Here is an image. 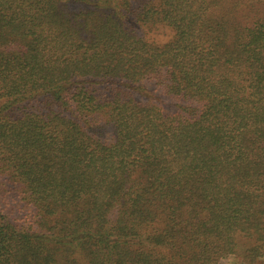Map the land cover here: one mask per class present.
<instances>
[{
	"label": "trees",
	"instance_id": "obj_1",
	"mask_svg": "<svg viewBox=\"0 0 264 264\" xmlns=\"http://www.w3.org/2000/svg\"><path fill=\"white\" fill-rule=\"evenodd\" d=\"M93 2L71 12L0 0V44L18 48L0 50V169L34 208L0 224V264H223L239 239L255 261L264 0ZM128 17L163 23L173 39L153 46ZM162 71L198 110L141 99L135 84ZM88 116L111 126L110 141L83 127Z\"/></svg>",
	"mask_w": 264,
	"mask_h": 264
},
{
	"label": "rangeland",
	"instance_id": "obj_2",
	"mask_svg": "<svg viewBox=\"0 0 264 264\" xmlns=\"http://www.w3.org/2000/svg\"><path fill=\"white\" fill-rule=\"evenodd\" d=\"M61 5L65 6L67 11L71 12H85L87 9H95L93 0H59ZM138 1V0H136ZM131 18V17H130ZM124 19L125 23L143 40L147 43L162 47L173 39V30L167 25L146 20L134 21L132 19ZM0 44V50H17L16 43ZM8 46V47H7ZM152 77H145L135 84V88L141 95V99H147L152 104L159 107L163 112L173 110H198L200 104L193 99L171 93L167 84L166 73L162 71L159 75L151 74ZM88 79V78H87ZM97 80V79H91ZM89 80V81H91ZM141 87V88H137ZM142 93V94H141ZM137 98H140L137 96ZM2 104L0 103V107ZM79 121L83 127L94 137L101 141L108 142L113 137V129L109 124H103L101 119H96L94 116L79 117ZM33 207L27 202L24 197L23 190L12 178L3 170L0 169V224L7 222L10 224L21 225L24 220L30 215L34 214ZM59 213L47 216L53 219ZM249 244L244 239H239V249L236 254L225 258L223 264H264V249L263 255L254 259L255 261L248 262L244 259L245 250Z\"/></svg>",
	"mask_w": 264,
	"mask_h": 264
}]
</instances>
